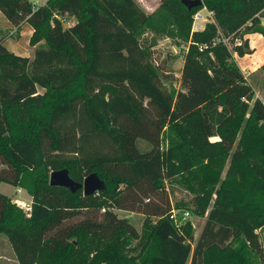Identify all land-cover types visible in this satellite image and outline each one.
<instances>
[{
    "label": "trees",
    "instance_id": "16d2710c",
    "mask_svg": "<svg viewBox=\"0 0 264 264\" xmlns=\"http://www.w3.org/2000/svg\"><path fill=\"white\" fill-rule=\"evenodd\" d=\"M202 3L0 0L14 28L33 29L31 58L0 32V184L31 197L24 211L0 193L19 264H264V103L233 57L252 53L246 35L264 38V0ZM203 8L212 21L193 30ZM161 39L187 46L178 89L154 58ZM61 169L106 189L50 186ZM166 185L188 203L173 207ZM172 209L206 218L196 241ZM116 210L142 215L141 230Z\"/></svg>",
    "mask_w": 264,
    "mask_h": 264
},
{
    "label": "rangeland",
    "instance_id": "374dc122",
    "mask_svg": "<svg viewBox=\"0 0 264 264\" xmlns=\"http://www.w3.org/2000/svg\"><path fill=\"white\" fill-rule=\"evenodd\" d=\"M35 5H41L44 3L45 0H30ZM136 3L140 5V7L146 12L151 13L160 3V0H134ZM204 9V8H203ZM202 10V9H201ZM201 10L197 11L200 12ZM204 16H206V11L202 13ZM67 21L68 23H64V27H67L73 23V19L70 18ZM210 20L209 22H211ZM205 25V24H204ZM150 35H146L145 37H149ZM8 44V47H16L21 49H26L28 47V38L21 37L18 41H16L15 38L12 39ZM229 50L230 45H228ZM155 54L154 58L161 63L162 68L164 70H167L168 74H170L173 85L178 89L179 88V78H180V72L181 68L183 66V57L187 50V46L183 43L180 45H176L175 42H173L170 39H161L157 41V45L154 47ZM31 52V51H30ZM247 82L252 85L253 89L255 90V98L261 100L264 99V70L259 69L258 72L248 77ZM261 98V99H260ZM167 143V140L164 139L162 141V146ZM139 145L142 149H146L148 146L144 142H139ZM166 187L169 190L170 194V200L173 207H175V204L186 202L188 203V200H190V196L181 188L177 186H168ZM0 193L5 194L7 198L18 205L16 201L24 204V207H21V205H18L20 208H22L24 211H27L30 204L28 202H31L29 200V195L26 192L17 191L13 187H11L8 184L1 183L0 184ZM16 200V201H15ZM27 204V205H26ZM178 212L184 211V210H178ZM190 213L189 222L192 224V229L194 233V240L196 241L199 233L203 227V224L205 222V217H197L194 216L189 209L185 210ZM116 214L119 217H125L127 218L130 223L138 230H141V225L144 217L137 213H131L127 211L122 210H116ZM181 223L186 222L183 219H180ZM259 235V241L261 244V247L264 249V228L257 232ZM193 248V245H192ZM0 264H19L17 257L15 256L7 237L0 236ZM250 264H258L255 257L251 256L250 258Z\"/></svg>",
    "mask_w": 264,
    "mask_h": 264
},
{
    "label": "crops",
    "instance_id": "0c3cea01",
    "mask_svg": "<svg viewBox=\"0 0 264 264\" xmlns=\"http://www.w3.org/2000/svg\"><path fill=\"white\" fill-rule=\"evenodd\" d=\"M45 2L46 0L44 1L43 4H45ZM35 6H39V5H35ZM204 11L205 9H202L200 11L201 14ZM203 26H204V23L201 21H198L196 22V25H195L196 29L194 30H201L203 29ZM0 32H2L4 35L7 36L4 44H5V47L10 52L16 55H20V56H24L28 58L32 57L33 47L29 45V40L32 35L33 29L31 28L30 25L25 23L20 27V29L14 28L9 23V21L3 16V14L0 12ZM21 37L28 38V47L26 49L8 47V44L11 41H13L12 40L13 38H15L16 41H18ZM244 38L248 40V45H249V48L252 50V53L249 55H245L243 57H238L237 55H233V57L240 71L244 75V77L248 79V77L250 78L251 76L255 75L260 69V67L264 65V38L260 34H256V33L246 35ZM261 101L264 103V99H261ZM14 189H16L17 191L25 192L23 189H20V188H14ZM29 200L31 201V197L29 198ZM16 203L18 205H21V207H24L23 206L24 204L18 201H16ZM28 203H31V202H28Z\"/></svg>",
    "mask_w": 264,
    "mask_h": 264
},
{
    "label": "water",
    "instance_id": "95a60500",
    "mask_svg": "<svg viewBox=\"0 0 264 264\" xmlns=\"http://www.w3.org/2000/svg\"><path fill=\"white\" fill-rule=\"evenodd\" d=\"M181 3L188 9L201 7L202 0H181ZM49 184L52 187L65 188L71 193L81 191L84 196H90L105 191L106 186L96 173L87 175L82 183L73 181L66 169L52 171L49 176Z\"/></svg>",
    "mask_w": 264,
    "mask_h": 264
},
{
    "label": "built area",
    "instance_id": "2783aa9c",
    "mask_svg": "<svg viewBox=\"0 0 264 264\" xmlns=\"http://www.w3.org/2000/svg\"><path fill=\"white\" fill-rule=\"evenodd\" d=\"M205 9V8H204ZM205 11H206V16H203L202 14H201V12H196L195 14H194V16H193V27H192V29L194 30V29H196V27H195V25H196V22H198V21H201V22H203L204 24L206 23V22H209L210 20H212V16H211V13L210 12H208L206 9H205ZM224 43H226V41L224 40ZM240 42L237 40L236 41V44H239ZM227 44V43H226ZM28 210H29V208H28ZM27 210V211H28ZM178 211L177 210H175V209H172L171 210V213H170V215H169V218L171 219V220H173L175 223H177V215H178ZM182 219L183 220H189V217H190V213L188 212V211H183L182 212Z\"/></svg>",
    "mask_w": 264,
    "mask_h": 264
}]
</instances>
